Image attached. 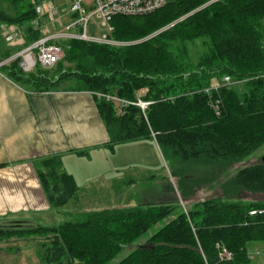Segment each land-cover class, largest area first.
<instances>
[{"label": "trees", "instance_id": "trees-1", "mask_svg": "<svg viewBox=\"0 0 264 264\" xmlns=\"http://www.w3.org/2000/svg\"><path fill=\"white\" fill-rule=\"evenodd\" d=\"M43 1L0 0V62L12 56L6 28L35 21ZM112 25L109 37L128 45L64 39V58L53 68L24 73L13 62L1 71L36 90L69 83L91 91L112 150L155 141L181 199L221 177L225 197L189 208L172 198L73 210L72 220L56 226L0 227V241H37L40 264H252L250 245L264 242V202L239 194L264 193V161L234 175L229 169L264 147V0H170L150 14L116 16ZM28 29L29 42L44 36ZM227 76L233 84L210 89ZM106 95L130 104L120 108ZM138 99L151 104L142 110L132 104ZM35 164L52 207L77 197L61 156ZM222 249L233 258L221 260Z\"/></svg>", "mask_w": 264, "mask_h": 264}, {"label": "crops", "instance_id": "crops-1", "mask_svg": "<svg viewBox=\"0 0 264 264\" xmlns=\"http://www.w3.org/2000/svg\"><path fill=\"white\" fill-rule=\"evenodd\" d=\"M10 33L12 55L32 43L15 37L21 33L18 27L6 28V39ZM18 42L26 45L19 48ZM110 140L91 91L72 89L69 83L36 90L0 70V227L44 225L52 211H61L51 206L37 172L35 163L44 158L61 156L63 169L80 190L112 172L121 176L116 164L103 166L109 174L100 170L97 177L88 175L96 170L95 163L109 162L116 155L118 146L112 150Z\"/></svg>", "mask_w": 264, "mask_h": 264}, {"label": "rangeland", "instance_id": "rangeland-1", "mask_svg": "<svg viewBox=\"0 0 264 264\" xmlns=\"http://www.w3.org/2000/svg\"><path fill=\"white\" fill-rule=\"evenodd\" d=\"M208 1L213 2L217 0ZM69 7L70 0L43 1L37 5L38 17L35 21L18 26L21 33L15 37H23L25 42H28L31 31V29L29 31L28 27H32V30L35 31L38 30L42 35L63 32L65 24L70 19V15L68 14ZM88 32L89 34L94 33L99 36L108 33L100 27L99 21L96 18L91 19ZM25 42L22 44L18 42L16 46L22 48L26 45ZM116 42H119L118 46L128 45L126 42L117 40ZM263 161L264 147L245 162L234 164L229 169V175H234L239 169L259 164ZM109 164L120 165L121 171L119 175L121 176L117 178L113 174L114 172H110L111 174H109L106 168L103 170V166H108ZM94 166L96 170L89 171L88 175L90 177H97L100 170L104 171L103 174L109 175L101 177V180H92L93 182L86 185L85 189H82L77 194V197L71 199L67 206L60 209L59 213L52 211L51 215L47 216L46 221L48 222H45L44 225H60L65 221L72 220L74 212H70L73 210L79 213L87 208L127 207L136 205L137 203H142V205L161 202L171 203L172 198L178 199L182 205L185 204L189 208L193 203L198 201L225 197L220 185V182L224 181V177H221L218 181L213 180L208 184L204 183L194 188V194L189 199H181L180 192L177 190L178 179L171 176L169 163L163 157L156 142L151 140H140L118 145L116 155L109 162L101 163L99 161ZM111 175L115 177L112 178L110 177ZM82 180L84 181V179L80 181ZM169 184L174 188L173 192L167 190ZM239 197L242 200L264 202V193H253L243 190L240 192ZM145 240L143 239L142 242H145ZM36 247H38L37 241L32 243H26L25 241L16 242L15 240L0 241V264H40L35 254ZM249 253L252 264H264V242L252 243L249 247ZM123 255L125 253L121 254V256Z\"/></svg>", "mask_w": 264, "mask_h": 264}, {"label": "built area", "instance_id": "built-area-1", "mask_svg": "<svg viewBox=\"0 0 264 264\" xmlns=\"http://www.w3.org/2000/svg\"><path fill=\"white\" fill-rule=\"evenodd\" d=\"M167 3L168 0H70L68 11L70 19L65 24L63 32L59 34H47L33 41L21 51L2 60L0 62V70L1 67L13 62H18L19 68L24 73H31L37 67L45 69L53 68L64 58L63 47L58 43V41L64 39L77 38L89 42L118 45L119 42L109 37V34L114 29L112 25L114 17L150 14L161 9ZM92 18H96L99 21L100 27L108 33L101 36L94 33L89 34L88 26ZM7 38L9 41H12L11 34L7 35ZM233 83V80L227 76L224 78L222 85L216 84L210 89L218 90L223 85ZM107 98L114 101L120 108L130 104V102L116 96L108 95ZM132 104H136L144 109L150 102L138 99V102ZM216 111L217 113L219 112L218 107ZM255 213L256 211L251 212L252 215ZM219 257L221 260H231L233 258L232 253L224 249L220 251Z\"/></svg>", "mask_w": 264, "mask_h": 264}, {"label": "water", "instance_id": "water-1", "mask_svg": "<svg viewBox=\"0 0 264 264\" xmlns=\"http://www.w3.org/2000/svg\"><path fill=\"white\" fill-rule=\"evenodd\" d=\"M8 227L18 228V227H20V225L18 223H13V224H10Z\"/></svg>", "mask_w": 264, "mask_h": 264}, {"label": "bare ground", "instance_id": "bare-ground-1", "mask_svg": "<svg viewBox=\"0 0 264 264\" xmlns=\"http://www.w3.org/2000/svg\"><path fill=\"white\" fill-rule=\"evenodd\" d=\"M115 41H116V40H115ZM150 104H151V103H150ZM150 104H149V105H150ZM142 110H145V108H144V109H142Z\"/></svg>", "mask_w": 264, "mask_h": 264}]
</instances>
